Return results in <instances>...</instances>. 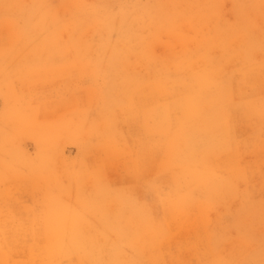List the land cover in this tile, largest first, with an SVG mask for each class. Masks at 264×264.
Returning <instances> with one entry per match:
<instances>
[{
  "label": "rangeland",
  "instance_id": "obj_1",
  "mask_svg": "<svg viewBox=\"0 0 264 264\" xmlns=\"http://www.w3.org/2000/svg\"><path fill=\"white\" fill-rule=\"evenodd\" d=\"M51 204L73 264H260L264 0H0V215Z\"/></svg>",
  "mask_w": 264,
  "mask_h": 264
},
{
  "label": "bare ground",
  "instance_id": "obj_2",
  "mask_svg": "<svg viewBox=\"0 0 264 264\" xmlns=\"http://www.w3.org/2000/svg\"><path fill=\"white\" fill-rule=\"evenodd\" d=\"M147 105H151V102L147 103ZM138 126L139 140L137 145V161L140 169H142L144 163L151 157L150 151L153 157L157 158L159 152L162 151V147L155 146L154 143L144 136L142 126L139 122ZM262 152L259 151V153ZM163 167L165 168L166 166ZM179 183L181 182L176 177H171L170 182H167L166 188L169 192V200L177 197L176 185ZM64 214L66 213L54 207V204H51L49 207H44V209L42 208L41 213L36 217L28 215L24 220L23 215V220L21 219L22 222L19 223L1 214L0 264H38L40 258L45 256H50L52 258V264H63L64 261H66V264H73L80 260L84 256V250L80 244L82 243L81 237L78 235V238H76L73 234L69 233L68 228L66 229ZM191 214H193L192 220L194 224H198V222H200L198 210L196 209V212L192 211ZM170 218V221L172 220L174 224L177 223L171 216ZM55 224H57L58 227L55 226ZM37 230L40 231L39 234ZM85 239L89 244H96V242H94L96 239L92 236H87ZM128 240L131 242L132 236H129ZM54 247L57 248L55 249ZM124 252L125 248L123 246H121V248L119 247L111 258V262L109 260L107 264L120 263L123 260L122 256Z\"/></svg>",
  "mask_w": 264,
  "mask_h": 264
},
{
  "label": "snow or ice",
  "instance_id": "obj_3",
  "mask_svg": "<svg viewBox=\"0 0 264 264\" xmlns=\"http://www.w3.org/2000/svg\"><path fill=\"white\" fill-rule=\"evenodd\" d=\"M260 264H264V260H261V261H260Z\"/></svg>",
  "mask_w": 264,
  "mask_h": 264
}]
</instances>
